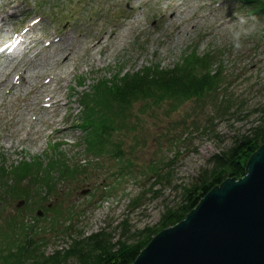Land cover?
Masks as SVG:
<instances>
[{
	"label": "rangeland",
	"instance_id": "rangeland-1",
	"mask_svg": "<svg viewBox=\"0 0 264 264\" xmlns=\"http://www.w3.org/2000/svg\"><path fill=\"white\" fill-rule=\"evenodd\" d=\"M253 7L240 0H0V42L30 34L40 52L32 64L30 54L19 50L0 55V165L11 169L21 161L37 160L60 180L53 194L32 177L15 183L9 174L0 176V239L22 234L20 224L48 228L50 218L55 223L64 219L61 225L71 223L85 235L106 228L126 237L156 225L166 206L181 200L183 187L212 167L210 158L230 147L264 110V14ZM241 18L247 23L240 22ZM34 19L37 21L30 25ZM253 24L254 34L246 36ZM71 25L65 39H72L60 46L63 37L59 31ZM111 32H116V39L123 32L128 34L116 51L111 47L115 39ZM46 33H50L48 40L55 42L52 48L45 47ZM101 36L108 39V48H90ZM237 42L243 45L239 51L233 46ZM66 52L71 53L68 64L51 63L54 53ZM193 54L211 55L213 67L223 71L226 84L238 99L240 115L216 122L213 130L190 135L192 120L182 121L183 112H189L193 104L171 112L169 105H162L141 113L144 101H139L131 118L136 131L126 129V119L121 131L112 135V142H122L124 158H130L131 164L88 149L87 133L79 126L84 121V106L98 83L116 80L120 72L123 77L150 68L171 69ZM4 55L9 60L23 57L25 75L35 84L57 72H68V80L59 83L61 90L50 81L48 88H38L42 92L26 96L31 85L24 79L8 92L23 67L6 63ZM37 63L40 71L34 68ZM52 92L62 95L68 104L58 107L55 115L51 108L43 107ZM37 95L42 97L39 108L34 104ZM52 119L57 120L53 125ZM62 163L74 169L72 179L59 175ZM153 167L157 170L151 171ZM121 170L126 173L118 180L116 174ZM159 171L170 180H157L154 173ZM137 199L142 200L138 203ZM56 207L57 215L51 210ZM69 208L75 211L71 219L65 217ZM66 241L57 237L48 253L66 247Z\"/></svg>",
	"mask_w": 264,
	"mask_h": 264
},
{
	"label": "trees",
	"instance_id": "trees-1",
	"mask_svg": "<svg viewBox=\"0 0 264 264\" xmlns=\"http://www.w3.org/2000/svg\"><path fill=\"white\" fill-rule=\"evenodd\" d=\"M240 1L246 5L254 4L252 10L264 14V0ZM191 56L171 69L150 68L130 72L123 77L119 76L120 72L116 80L98 83L91 92L90 100L86 102L89 104L84 106V121L79 126L83 133H87L88 149L94 154H108L113 159L131 164L130 158H124L122 142H112V135L121 131L124 120H128V128H123L136 131L137 125L131 118L134 106L139 101H144L140 107L141 113L160 109L162 105H169L171 112L183 105L193 104L189 112H183L185 115L182 121L192 120V125H189L192 132L188 127L186 129L190 131V135L194 131L205 133L211 128L213 130L216 122L229 116L237 117L238 113L240 115L242 112L237 104L238 99L226 84L223 71L213 67L215 61L211 55ZM260 113L258 119L252 121L247 131L240 134L230 147L210 158L209 161L213 164L211 168L205 169L194 182L183 187L181 200L167 205L156 225L130 232L126 237H118L106 228L85 235L71 223L66 225L64 222L61 225V220L64 219H57L56 223L49 219L48 228L35 229L33 225L29 227L20 224L22 234L0 239V264H132L158 233L184 220L215 186L227 179H239L246 175L248 161L264 145V110ZM247 116L250 118L252 115L250 113ZM53 162L54 160L52 164ZM52 164L48 168L51 169ZM60 166L61 177L72 179L69 177L75 176L74 169L65 166V163ZM152 169L156 168H151V171ZM50 171L43 169L37 160L32 163L21 161L11 169L0 165V176L9 174L15 183L32 177L36 184L39 182L46 187L47 192L54 194L57 193L56 185L60 180L51 176ZM121 172L116 174L118 180L126 173L123 170ZM161 172L154 173L157 180H170L169 175H162ZM137 200L139 203L142 199ZM57 207L51 209L55 215L60 213ZM69 209L65 217L71 219L75 211ZM61 236L67 239L68 245L48 253L50 243Z\"/></svg>",
	"mask_w": 264,
	"mask_h": 264
},
{
	"label": "water",
	"instance_id": "water-1",
	"mask_svg": "<svg viewBox=\"0 0 264 264\" xmlns=\"http://www.w3.org/2000/svg\"><path fill=\"white\" fill-rule=\"evenodd\" d=\"M132 264H264V145L246 175L215 186Z\"/></svg>",
	"mask_w": 264,
	"mask_h": 264
},
{
	"label": "bare ground",
	"instance_id": "bare-ground-1",
	"mask_svg": "<svg viewBox=\"0 0 264 264\" xmlns=\"http://www.w3.org/2000/svg\"><path fill=\"white\" fill-rule=\"evenodd\" d=\"M175 17H177L176 16V14H175ZM34 21H36L35 19L34 20H32V22H31V24H35V22ZM2 28V27H1ZM0 28V29H1ZM72 29H73V26L71 25V26H69L67 29H65V30H63V31H59V33L60 32H62V34H61V36L63 37L62 39H61V43H60V46H62L63 44H67L71 39H72V36H70V37H68V38H66L65 39V37H67L68 36V34L69 33H71V31H72ZM50 33H46V35L44 36V41L47 43L46 45H45V47L46 48H52L53 47V45L55 44V42H54V40H48V38L47 37H49L50 35H49ZM105 34H108V33H105ZM115 35H116V32H111L110 33V36L112 37L111 39H113V38H115L114 39V43L111 45V47H113V49L112 50H114V51H116V50H118L119 49V47H121L122 46V44H121V42H122V40H124L123 38L125 37V36H128V34H126V33H122V34H120V36L118 37V39H120V41L118 42V39H116L117 38V36L115 37ZM81 36H82V33H81ZM13 37V36H12ZM15 38L17 37V36H14ZM11 38V39H8V40H5V41H1L0 42V53H3V54H5L7 51H9L13 46H15V43H16V46L17 45H19L20 46V48L19 47H14V48H12L10 51H9V54L11 53V54H14V52L15 51H18V53L20 52L21 54H23V53H29L30 55H29V57L30 58H32V61H31V64L36 60L35 58L36 57H38V55H39V51H38V49L37 48H35V45H34V42L36 41V39H33V37L30 35V34H28V35H26V36H22L21 38H19V40L17 41V40H14L15 38ZM71 44V42L68 44V46L67 47H69V45ZM108 45H109V43H108V39H106V36H101V37H99L98 39H97V41H96V43H94V44H91L90 45V48H95V47H97V49H98V47L99 48H101V49H104V48H108ZM35 48V49H34ZM56 53H54V55H52L51 57H50V59L52 60V62L51 63H55V62H57L58 60L60 61V63L61 64H64V65H66V64H68L70 61H71V53H68V52H66V53H63V54H58V55H55ZM60 55V57H58ZM5 56V55H4ZM3 56V57H4ZM5 58H7L8 59V56H5ZM15 60H9L8 59V62H6V63H10V64H15V63H19L18 65L19 66H22L23 67V71L22 72H20L19 74V76L18 77H16L15 78V80H13L14 81V84H12L11 86H10V88L8 89V92L9 91H11V90H13L14 89V86H15V84H17V83H19L20 81H23L24 79H25V82L27 81V83H29L30 85H31V89L29 90V92H28V94L26 95V96H28V95H30V94H37V93H40V92H42L43 90V88L44 87H47L48 85H46L48 82H52V83H57V84H59V83H61L62 81H64V80H68V78H67V76H68V72H64V73H62V74H58V72L54 75V76H52L51 78H47L46 80H44V82H42V83H40V84H35L34 82H31V81H28V79L27 78H30V76H27V75H25L26 73H27V69H25L24 68V60H23V57L21 58V56H19V57H17V58H15V57H13ZM21 58V59H20ZM48 58L49 57H46L45 58V62L48 60ZM51 63H49V64H51ZM39 63H37V65H36V67H34L35 68V70H37V71H40V69H39ZM34 70V69H33ZM41 71H45V70H41ZM14 78V77H13ZM31 78H33V76L31 77ZM46 82V83H45ZM43 83H45V84H43ZM2 85V82H0V86ZM61 86H60V84H59V86L57 87V89L58 90H61V88H60ZM38 88H42L41 90H38ZM48 88V87H47ZM47 88H46V90H47ZM57 92H52L50 95V97L48 98V96H47V100H46V102L47 103H44L43 104V107L45 108V109H48V108H51V111L50 112H52V115H55L56 114V112H57V110H58V107L59 108H62L63 107V105L65 104V105H68L67 104V102L66 103H64L63 102V97H62V95H58V94H56ZM41 102H42V97H40V95H37L36 96V101H35V106L36 107H40L39 105H41ZM2 105H3V103H2ZM50 110V109H49ZM48 110V111H49ZM44 111H47V110H44ZM35 119V118H34ZM59 121V120H58ZM32 122H34V121H32ZM55 122H57V120L56 119H52V122L50 123L51 125H53V124H55ZM62 132H64V130L63 131H61V133ZM38 213H41V211H38ZM50 220H51V218H50Z\"/></svg>",
	"mask_w": 264,
	"mask_h": 264
},
{
	"label": "clouds",
	"instance_id": "clouds-1",
	"mask_svg": "<svg viewBox=\"0 0 264 264\" xmlns=\"http://www.w3.org/2000/svg\"><path fill=\"white\" fill-rule=\"evenodd\" d=\"M240 22L247 23V21L244 20L243 18H241V21H240ZM254 32H255V25L253 24L251 27H249V28L246 30L245 35H246V36H251V35L254 34ZM236 35H237V38H238V37H239V33H237ZM233 46H234V50H235V51H239V50H241V48L243 47V45L240 44L239 42L235 43Z\"/></svg>",
	"mask_w": 264,
	"mask_h": 264
}]
</instances>
